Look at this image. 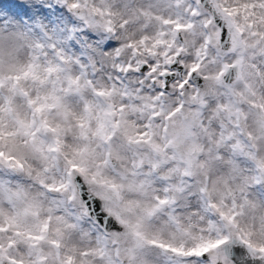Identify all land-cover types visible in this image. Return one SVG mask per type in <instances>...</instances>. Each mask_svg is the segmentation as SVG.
I'll return each instance as SVG.
<instances>
[{
	"label": "snow or ice",
	"instance_id": "obj_1",
	"mask_svg": "<svg viewBox=\"0 0 264 264\" xmlns=\"http://www.w3.org/2000/svg\"><path fill=\"white\" fill-rule=\"evenodd\" d=\"M0 264H264V0H0Z\"/></svg>",
	"mask_w": 264,
	"mask_h": 264
}]
</instances>
